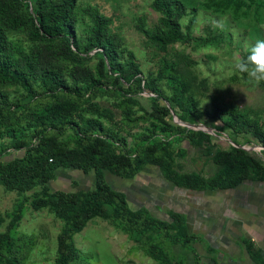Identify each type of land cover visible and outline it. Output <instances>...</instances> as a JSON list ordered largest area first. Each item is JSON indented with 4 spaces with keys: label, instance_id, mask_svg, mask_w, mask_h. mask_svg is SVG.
I'll return each mask as SVG.
<instances>
[{
    "label": "rangeland",
    "instance_id": "rangeland-1",
    "mask_svg": "<svg viewBox=\"0 0 264 264\" xmlns=\"http://www.w3.org/2000/svg\"><path fill=\"white\" fill-rule=\"evenodd\" d=\"M186 13L179 18L184 39L159 48L149 39V34L161 27V14L154 9L152 0H76L73 28L80 53L85 59L75 61L60 53L64 43L53 40L48 43L31 36V7L27 23L18 30L6 31L9 55L23 67L35 64L57 72L69 85L85 87L87 77L98 78L99 57L87 51L86 42L95 20L105 19V31L116 44L118 62L126 74L133 70L134 62L144 79L142 102L148 106L147 96L159 94L166 99L177 100L181 106L194 107L192 117L181 119L172 111V121L194 131L212 135L215 145L201 138L196 142L173 130L167 140L173 150L176 169L195 172L204 178L212 177L219 169L213 161L218 147L226 148L233 142L227 131L207 116L212 112V102L234 107L255 120L264 130V85L254 86L244 74L233 69L234 59L246 55L247 45L256 39H264V0H241L246 4L237 14L231 9L218 10L208 7L210 0H182ZM130 54V56H129ZM27 68V67H26ZM165 70L167 74L159 72ZM35 88L41 91L39 73L33 69ZM171 77H169V75ZM113 85V83H112ZM157 91H150V87ZM113 88V87H112ZM134 97L138 90L133 82L124 87ZM117 89L101 88L91 99L94 104L109 111L110 117L99 121L117 135L123 137L126 149L131 150L136 135L150 128L155 121L145 115L137 104L128 106L129 121L122 103L124 97ZM2 95L11 105L10 110L0 112V161L7 162L22 156L20 146L38 142L34 136L32 114L41 112L52 99H31L15 84L0 85ZM59 100L73 102L68 96ZM75 114L96 118L98 115L85 109L86 103H75ZM74 120L79 121L75 116ZM87 127L85 121H79ZM56 142L64 148L81 145L82 139L68 125L57 124ZM158 137L166 135L158 130ZM241 147L264 161L262 146L252 138L238 137ZM237 143V142H236ZM48 162H55V158ZM110 187L122 192L132 211L145 210L158 220L171 222L172 213L184 221L186 231L192 235L183 246L174 236L162 231L167 249L173 259L181 264H261L255 261L247 248L252 242L254 251L264 260V179L246 178L232 188L191 189L176 185L167 179L156 164L148 163L132 177H120L104 170ZM52 190L88 191L94 186L93 170L83 171L71 166L55 167L49 181ZM41 184L33 185L21 193L7 187L0 176V232L7 231L13 210L25 197L22 216L13 236L18 238L10 255L2 256L0 264H10L6 258L16 257L13 264H55L57 236L64 223L49 206L38 209L30 205ZM106 211L111 212L109 205ZM151 235L129 233L110 218H89L77 231L72 242L76 252V264H160L147 251ZM12 256V257H11Z\"/></svg>",
    "mask_w": 264,
    "mask_h": 264
},
{
    "label": "trees",
    "instance_id": "trees-1",
    "mask_svg": "<svg viewBox=\"0 0 264 264\" xmlns=\"http://www.w3.org/2000/svg\"><path fill=\"white\" fill-rule=\"evenodd\" d=\"M76 0H0V85L15 84L31 99H52L53 103L47 105L41 112L32 114V120L36 123L33 132L37 137L35 144L20 146L23 149L22 156H16L7 162L0 161V176L7 187L15 188L21 193L33 185L41 184L43 189L30 201L35 208L49 206L61 220L64 221L57 236V255L55 264H76V252L72 237L79 231L85 222L92 217L101 216L110 218L118 226L123 227L129 233L151 235L156 239L148 241L147 251L150 256L160 264H181V261L173 259L167 249H171L162 236V231L174 236L180 244L186 246L192 240V235L186 231L182 217L172 213L171 222L161 221L151 217L145 210L132 211L127 206L122 192L110 187L105 180L104 170L110 171L120 177H132L146 164L152 163L159 166L162 174L176 185L191 189H223L232 188L246 178L264 179V161L247 151L238 142V137L252 138L258 142L264 151V130L244 112L234 107L221 106L216 101L212 102V112L207 115L212 123H217L221 129L227 131L233 142L238 146L229 144L228 147H218L213 156V161L219 169L210 178H204L195 172H179L175 167L173 150L167 140V136L176 130L190 139L193 143L198 138L215 145L212 135L203 131H194L177 125L172 121V111L179 118L192 117L193 104L182 107L177 100L163 98L157 88L150 87V91L158 93L147 96L148 106L142 102L144 96V79L140 75L137 65L130 61L133 70L126 74L123 65L117 60L116 44L106 34L104 29L106 20H95L86 42L87 51H94L99 57L98 78L87 77L85 87L69 85L57 72L35 64H26L23 67L8 53L6 31L21 29L27 23L28 11L22 7L30 6L32 19L29 32L31 36L48 43L59 39L64 43L63 49L55 51L49 48L51 53L68 56L75 61L85 59L79 52V44L76 41L73 26V13ZM152 5L161 17L160 29L149 34V39L159 48H166L169 44L183 40L184 36L180 28L179 18L186 13V5L182 0H152ZM208 7L218 10L231 9L237 14L246 4L241 0H210ZM130 56V54H129ZM33 69L39 73V84L42 90L35 88ZM125 71V72H124ZM167 74L165 70L159 72ZM169 75V74H168ZM169 77H171L169 75ZM133 82L137 93L132 94L124 87ZM113 83V85H112ZM264 85V83H263ZM117 89V93L124 97L122 106L127 113L128 106L137 103L145 115L155 121L150 123V128L141 132L133 139L131 150L126 149L125 139L100 121V117H110L108 110L97 106L92 102L93 96L101 88ZM68 96L73 102L59 100V96ZM86 103L85 109L98 116L96 118L75 114V103ZM11 105L0 95V112L10 110ZM127 115L130 121L131 117ZM78 116L79 121H85L87 127H81L79 121L74 120ZM57 124L68 125L82 139L81 145L75 148H64L58 145L54 132ZM161 130L165 138L158 137ZM237 142V143H236ZM55 158L54 163L48 162ZM74 167L83 171L93 170L94 186L88 191H64L52 190L49 181L55 172V167ZM25 197L22 198L13 210L11 223L5 232H0V262L2 256L12 253L14 244L18 240L13 236V231L18 226L22 216V206ZM109 205L111 212L106 211ZM0 218V224H1ZM247 248L255 261L264 264L258 252L254 251L252 242L247 241ZM13 254V253H12ZM12 257V256H11ZM16 257L6 258V262L13 264Z\"/></svg>",
    "mask_w": 264,
    "mask_h": 264
},
{
    "label": "clouds",
    "instance_id": "clouds-1",
    "mask_svg": "<svg viewBox=\"0 0 264 264\" xmlns=\"http://www.w3.org/2000/svg\"><path fill=\"white\" fill-rule=\"evenodd\" d=\"M233 69L244 74L254 86L264 83V39L247 45L246 55L234 59Z\"/></svg>",
    "mask_w": 264,
    "mask_h": 264
}]
</instances>
